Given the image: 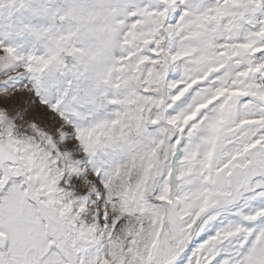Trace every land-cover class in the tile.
Segmentation results:
<instances>
[{
    "label": "snow or ice",
    "instance_id": "1",
    "mask_svg": "<svg viewBox=\"0 0 264 264\" xmlns=\"http://www.w3.org/2000/svg\"><path fill=\"white\" fill-rule=\"evenodd\" d=\"M0 264H264V0H0Z\"/></svg>",
    "mask_w": 264,
    "mask_h": 264
}]
</instances>
